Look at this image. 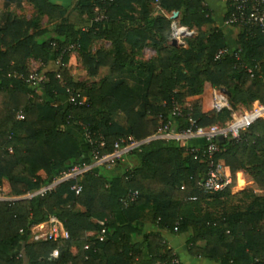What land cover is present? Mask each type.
Returning a JSON list of instances; mask_svg holds the SVG:
<instances>
[{
  "label": "trees",
  "instance_id": "trees-1",
  "mask_svg": "<svg viewBox=\"0 0 264 264\" xmlns=\"http://www.w3.org/2000/svg\"><path fill=\"white\" fill-rule=\"evenodd\" d=\"M27 1L40 17L28 21L9 14L0 29V186L8 184L11 196L35 192L72 167L91 163L86 133L105 139L110 150L122 138L147 139L168 122L176 131L188 129L190 119L197 127L223 125L239 106L250 109L253 103H264L259 77L264 75V34L240 27L238 48L231 49L220 29H204L214 20L201 0H160L165 12H178V22L198 34L174 46L171 20L158 16L153 21L159 33L152 46L156 56L138 65L127 56L125 43L140 49L150 37L143 29L128 30L123 22L132 20L128 12L134 11V4L145 2L150 8L156 0L79 1L74 10L87 21L97 8L104 10L103 33L83 30L65 18L67 10L47 0ZM44 15L61 20L52 29L53 37L38 41L47 30H31ZM95 39L111 42V50L93 56ZM72 44L79 46L76 52L83 57L90 82H75L56 64L62 50ZM223 50L227 55L217 60ZM29 59L42 63L36 72L47 80L39 87L27 83L32 73ZM126 69L147 74L144 94L114 80ZM206 83L229 93L230 110L205 113L200 100L186 107L190 98L204 94ZM68 89L78 99L85 97L86 105L68 104ZM175 104L180 110L176 116ZM216 144L214 161L232 174L231 186L220 193L199 190L207 161L194 160L175 141L155 139L113 167L85 174L78 196L70 182L43 197L0 202V264H162L177 257L164 243L163 231L188 233L189 252L195 257L218 264H264V119L240 141L220 137ZM133 192L138 198L126 206L123 201ZM51 216L63 223L70 239L34 241L33 228ZM149 219L157 232L134 243ZM54 250L59 252L56 259Z\"/></svg>",
  "mask_w": 264,
  "mask_h": 264
},
{
  "label": "built area",
  "instance_id": "built-area-1",
  "mask_svg": "<svg viewBox=\"0 0 264 264\" xmlns=\"http://www.w3.org/2000/svg\"><path fill=\"white\" fill-rule=\"evenodd\" d=\"M105 2H113V0H102ZM160 0L155 1V5L159 11L164 10L159 6ZM228 12L226 23L230 26L246 27L249 33L253 31H260L264 34V0H227ZM98 13V20L104 18V10L96 9ZM174 13L169 15L171 20L170 26V39L171 41L183 42L186 39L193 37L194 33L190 28L184 26L178 22V19H173ZM79 46L72 44L64 48L59 56L56 64L59 67H63V59L65 55L75 53ZM228 51L223 50L219 52L216 59L219 60ZM248 73L253 76L252 69L248 70ZM259 77L264 82V75L259 73ZM46 75L38 72H32L27 79V83L32 87H39L46 82ZM69 97L67 103L74 106H85L86 99H78L75 95V91L68 89ZM230 104L228 96L221 92L216 91L214 93V107L213 110L217 113H221L225 110H230ZM180 112L179 106L175 104L173 108V115L176 116ZM24 117L22 114L18 115V119L22 120ZM264 119V103H258L249 110L241 112H233L232 118L225 124H215L207 127H197L196 122L190 119V127L183 131H176L172 128V124L168 122L160 126L158 131L151 137L144 140H136L132 137L122 138L115 142L110 150L105 139H94L89 133L85 134V138L92 147V161L89 164L76 165L68 171L62 173L60 176L53 179V181L42 187L35 192H27L22 196H11L9 190L0 186V202H16L24 199H33L36 196H45L48 193L55 191L60 185L64 183H73L71 190L75 195H80L83 190L79 180L88 173L93 172L98 168H111L124 161L125 157L135 150L140 149L150 141L159 139L165 141H175L181 147L186 149V152L191 154L196 161H207L208 171L205 178L199 185V190L205 194L220 193L228 189L232 184V174L229 167L225 166L221 162H215L214 157L219 152V147L216 144V139L232 138L235 141H240L242 134L248 131L257 122ZM138 192L130 193L129 196L124 199V204L127 206L137 200ZM195 200V198H193ZM101 225H104L101 222ZM33 240L38 242H56L60 240L70 239V234L66 230L63 223L54 216H51L47 222L35 226L32 230ZM105 234V230H102L101 235ZM103 240V237H101ZM59 256L58 250H54L52 258L56 259ZM162 264H181L177 257H173L170 262H164Z\"/></svg>",
  "mask_w": 264,
  "mask_h": 264
},
{
  "label": "crops",
  "instance_id": "crops-1",
  "mask_svg": "<svg viewBox=\"0 0 264 264\" xmlns=\"http://www.w3.org/2000/svg\"><path fill=\"white\" fill-rule=\"evenodd\" d=\"M53 5L60 6L63 10H67L65 18L74 22L76 25L80 26L83 30L87 31L90 29L96 30L98 33L105 32V24L101 22L102 19L98 20V13L95 10V16L91 20L87 21L86 17H81L79 13L74 10L76 4L81 0H47ZM202 5L205 6L214 20L213 25H207L204 29H213L214 27L220 29L225 37V40L228 46L231 49L238 48V37L240 34V27L230 26L226 23L228 4L227 0H201ZM154 7V8H153ZM9 14L16 16H21L26 20H33L35 17H40L35 12V9L32 4L27 0H0V29H2L7 21ZM128 15L132 17V20H124V25L127 26L128 30H139L143 29L147 32L150 37V40L146 42L140 49L135 48L133 50L132 46L128 43H125L127 49V56L133 58L135 64L141 62H148L151 59L155 58L156 52L152 46L155 42L159 40V33L153 26V21L158 16H163L168 18L169 14L165 11L161 12L156 6L147 7L145 2L134 4V11L128 12ZM180 16V14H179ZM179 16L177 19H179ZM61 19L50 20L48 16L44 15L39 19V26L36 30H31V33H35L41 30L46 31L47 33L43 36L38 37V41L47 40L50 37H53L52 29L55 24H57ZM195 35V32H194ZM91 54L94 56L98 51L109 52L111 50V42L105 41L103 39H95L91 45ZM31 72H36L42 67V63L35 59H29L27 61ZM50 68H56L54 65H51ZM63 68L67 69L71 78L77 82L79 79L78 73L80 70L89 78V72L87 67L83 63V57L76 52L74 55H71L67 60H63ZM103 71V70H102ZM101 71V74L104 73ZM147 74L143 73L140 70L134 69L133 71L126 69L125 72L119 76L114 77V80L125 81L127 85L132 88L138 94H144L146 87ZM81 80V79H80ZM217 90L213 88L209 83H206L204 94L201 96L202 109L203 112L207 113L212 108L211 100L214 99V93ZM258 103H253L251 106L254 107ZM250 108V109H251ZM75 134L77 130L75 128L71 129ZM79 136V135H78ZM5 189L9 190V185L6 184ZM146 225L143 230V234L136 236L133 240L134 243H142L144 241V236L150 232H157V227L150 222L145 220ZM89 236H93L92 233H89ZM162 238L164 243L168 246L169 249H172L173 253L178 257L181 264H218L213 260H208L204 257H195L192 256L189 252L188 239L189 234H171L166 231L162 232ZM205 243L200 242L199 246H204ZM143 256L147 259L148 251L144 250Z\"/></svg>",
  "mask_w": 264,
  "mask_h": 264
},
{
  "label": "rangeland",
  "instance_id": "rangeland-1",
  "mask_svg": "<svg viewBox=\"0 0 264 264\" xmlns=\"http://www.w3.org/2000/svg\"><path fill=\"white\" fill-rule=\"evenodd\" d=\"M192 30V32L194 33L195 32V35H193V37H195L197 34H198V31H196V30H194V29H191ZM206 32H209V30H207ZM192 37V38H193ZM76 53V52H75ZM75 53H71V54H69V57L71 56V55H74ZM78 76V78L77 79H79L77 82L78 83H87V82H90L91 81V79H90V77L89 78H87V75L86 74H84L83 72H82V70H80L79 71V73L77 74ZM81 79V80H80ZM82 94H84L83 92H82ZM84 99H85V97H84ZM198 100H200V102H201V104H202V102H203V99H202V101H201V96H199V97H193V98H190L187 102H186V107H189V109L195 104V102H197ZM188 103V104H187ZM211 103H212V108L210 107V108H208V110H210V109H213V107H214V99L212 98V100H211ZM253 106V105H252ZM244 110H249V105H245L244 107L243 106H239L238 107V109L235 111V113H237V112H241V111H244ZM212 110H210L209 112H211ZM225 207V206H224ZM223 206H222V208L221 209H223L224 208Z\"/></svg>",
  "mask_w": 264,
  "mask_h": 264
},
{
  "label": "water",
  "instance_id": "water-1",
  "mask_svg": "<svg viewBox=\"0 0 264 264\" xmlns=\"http://www.w3.org/2000/svg\"><path fill=\"white\" fill-rule=\"evenodd\" d=\"M178 16H179V13H178V12H175V13H174V16H173V19H177ZM172 43H173L174 46H177V45H179V44H180V45L183 44V42L178 43L177 41H172ZM222 92L225 93L227 96H229V93L226 92L225 90H222Z\"/></svg>",
  "mask_w": 264,
  "mask_h": 264
}]
</instances>
